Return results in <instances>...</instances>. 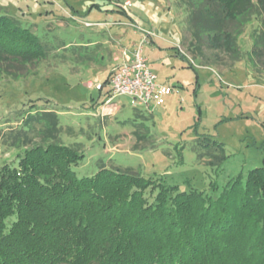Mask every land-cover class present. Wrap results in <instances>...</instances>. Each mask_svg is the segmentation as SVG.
Returning <instances> with one entry per match:
<instances>
[{"label":"rangeland","instance_id":"obj_1","mask_svg":"<svg viewBox=\"0 0 264 264\" xmlns=\"http://www.w3.org/2000/svg\"><path fill=\"white\" fill-rule=\"evenodd\" d=\"M189 12L186 0H0V16L36 34L47 55L0 63V132L16 131L14 115L29 104L54 108L62 140L84 153L77 176L117 165L210 194L264 167V13L243 26L233 53L205 34L195 40ZM148 32L143 54L173 92L151 109L120 95L114 115H92L107 86L88 82L103 83L113 57ZM1 142L0 165L20 150Z\"/></svg>","mask_w":264,"mask_h":264},{"label":"trees","instance_id":"obj_2","mask_svg":"<svg viewBox=\"0 0 264 264\" xmlns=\"http://www.w3.org/2000/svg\"><path fill=\"white\" fill-rule=\"evenodd\" d=\"M186 4L194 39L233 53L243 26L264 13V0ZM46 56L36 34L0 16V63ZM37 105L16 112V131L0 132L20 149L0 165V264H264V167L214 194L117 165L77 176L80 143H65L56 109Z\"/></svg>","mask_w":264,"mask_h":264},{"label":"built area","instance_id":"obj_3","mask_svg":"<svg viewBox=\"0 0 264 264\" xmlns=\"http://www.w3.org/2000/svg\"><path fill=\"white\" fill-rule=\"evenodd\" d=\"M151 32L142 35L141 41L132 48L124 47L121 56L111 68L107 81L93 84L96 89L107 86L108 93L99 102L92 115L105 117L114 115L118 106L113 100L120 95H128L135 101L136 105L151 109L157 106L164 95L171 94L173 88L159 82L157 76L149 67L147 58L142 54V44Z\"/></svg>","mask_w":264,"mask_h":264},{"label":"crops","instance_id":"obj_4","mask_svg":"<svg viewBox=\"0 0 264 264\" xmlns=\"http://www.w3.org/2000/svg\"><path fill=\"white\" fill-rule=\"evenodd\" d=\"M142 54H143V51H142ZM143 56H145V55L143 54ZM117 57H118V56H114V57H113V60H114V61H117V59H118ZM145 57H146V56H145ZM146 58H147V57H146ZM147 61H148V60H147ZM149 67H150V65H149ZM150 69H151V68H150ZM151 70H152V69H151ZM152 71H153V70H152ZM154 73H155V72H154ZM155 74H156V73H155ZM156 76H157V74H156ZM157 80H158V76H157ZM158 81H159V80H158ZM159 82H161V81H159ZM95 83H98V82H95ZM88 84H91V87L94 88V87H93V84H94V83H91V82L89 81ZM95 89H96V88H95ZM101 91H102V90H101ZM100 94H101V92H100ZM165 96H166V95H164V96L162 97V99H161V101L159 102L158 105H161V104L164 102V98H165ZM158 105H157V106H158Z\"/></svg>","mask_w":264,"mask_h":264}]
</instances>
